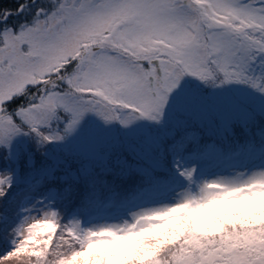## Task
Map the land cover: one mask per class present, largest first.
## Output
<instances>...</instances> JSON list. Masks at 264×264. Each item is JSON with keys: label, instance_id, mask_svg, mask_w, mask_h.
Listing matches in <instances>:
<instances>
[{"label": "snow or ice", "instance_id": "1", "mask_svg": "<svg viewBox=\"0 0 264 264\" xmlns=\"http://www.w3.org/2000/svg\"><path fill=\"white\" fill-rule=\"evenodd\" d=\"M0 264H264V0H0Z\"/></svg>", "mask_w": 264, "mask_h": 264}]
</instances>
